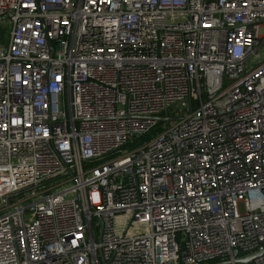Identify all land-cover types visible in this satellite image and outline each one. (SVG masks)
Returning a JSON list of instances; mask_svg holds the SVG:
<instances>
[{"label": "built area", "instance_id": "2783aa9c", "mask_svg": "<svg viewBox=\"0 0 264 264\" xmlns=\"http://www.w3.org/2000/svg\"><path fill=\"white\" fill-rule=\"evenodd\" d=\"M263 47L264 0H0V264H264Z\"/></svg>", "mask_w": 264, "mask_h": 264}, {"label": "rangeland", "instance_id": "374dc122", "mask_svg": "<svg viewBox=\"0 0 264 264\" xmlns=\"http://www.w3.org/2000/svg\"><path fill=\"white\" fill-rule=\"evenodd\" d=\"M258 55H259V59H256V58L253 56L250 60H251V61H258V60L264 59V47L261 48V49L258 51Z\"/></svg>", "mask_w": 264, "mask_h": 264}, {"label": "water", "instance_id": "95a60500", "mask_svg": "<svg viewBox=\"0 0 264 264\" xmlns=\"http://www.w3.org/2000/svg\"><path fill=\"white\" fill-rule=\"evenodd\" d=\"M252 256H248L247 258H240L238 259L239 261H246L247 259L251 258ZM215 264H219V263H215Z\"/></svg>", "mask_w": 264, "mask_h": 264}]
</instances>
